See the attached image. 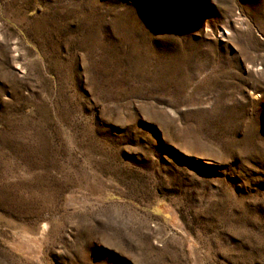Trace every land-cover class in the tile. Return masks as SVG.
Returning a JSON list of instances; mask_svg holds the SVG:
<instances>
[{"label": "rangeland", "instance_id": "obj_1", "mask_svg": "<svg viewBox=\"0 0 264 264\" xmlns=\"http://www.w3.org/2000/svg\"><path fill=\"white\" fill-rule=\"evenodd\" d=\"M0 264H264V0H0Z\"/></svg>", "mask_w": 264, "mask_h": 264}]
</instances>
